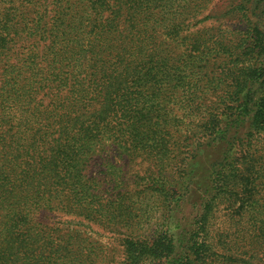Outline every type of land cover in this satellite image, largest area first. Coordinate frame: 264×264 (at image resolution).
Returning <instances> with one entry per match:
<instances>
[{
    "label": "trees",
    "instance_id": "1",
    "mask_svg": "<svg viewBox=\"0 0 264 264\" xmlns=\"http://www.w3.org/2000/svg\"><path fill=\"white\" fill-rule=\"evenodd\" d=\"M210 2L0 0V264H264V0Z\"/></svg>",
    "mask_w": 264,
    "mask_h": 264
},
{
    "label": "rangeland",
    "instance_id": "2",
    "mask_svg": "<svg viewBox=\"0 0 264 264\" xmlns=\"http://www.w3.org/2000/svg\"><path fill=\"white\" fill-rule=\"evenodd\" d=\"M238 3L239 0H211L208 9L205 11V13L210 16V18L205 21V24L203 26L207 28H222L226 31L227 35H230L233 32H243V28L246 27L243 25L242 18H240L241 14L243 13L238 9ZM108 160H112L116 166L122 168V179H124V182L127 183V186L125 188H119L117 192H123L120 190H125L128 193L125 196L127 200L124 199L125 206L131 208V204L133 203V208L136 207L140 210L139 212H137L139 221L137 222L136 228L138 230L144 229L143 226L145 225L146 221L150 220V218L152 217V212L155 208V204L148 198V195H146L141 199V201L138 202L137 205H135L133 199V190L135 189V185H133L132 182H134L135 176L141 175L143 173L146 167L145 164H141L140 159L134 158L133 160H131L125 157H120L111 151L102 154L92 162L88 177L99 180L103 185V188L107 189L105 190L107 192L108 190H110V188L105 186L106 181L103 175V166L100 163ZM117 174L120 176V171H118ZM131 197L132 200L130 199ZM41 217L44 218L45 216ZM87 235L90 236L94 241H97L98 243H101L103 245H106L108 243V245H110V243H115V240L111 234H107L106 231L96 226L88 230ZM112 246H114V244Z\"/></svg>",
    "mask_w": 264,
    "mask_h": 264
}]
</instances>
